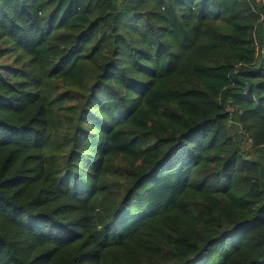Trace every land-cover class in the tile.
<instances>
[{
    "label": "trees",
    "instance_id": "obj_1",
    "mask_svg": "<svg viewBox=\"0 0 264 264\" xmlns=\"http://www.w3.org/2000/svg\"><path fill=\"white\" fill-rule=\"evenodd\" d=\"M0 264H264V0H0Z\"/></svg>",
    "mask_w": 264,
    "mask_h": 264
},
{
    "label": "rangeland",
    "instance_id": "obj_2",
    "mask_svg": "<svg viewBox=\"0 0 264 264\" xmlns=\"http://www.w3.org/2000/svg\"><path fill=\"white\" fill-rule=\"evenodd\" d=\"M230 128H231L230 129V135H232V136H235L239 131V127H238L237 123L232 122ZM249 146H250V141H244V143H243L244 149L247 150L249 148Z\"/></svg>",
    "mask_w": 264,
    "mask_h": 264
},
{
    "label": "water",
    "instance_id": "obj_3",
    "mask_svg": "<svg viewBox=\"0 0 264 264\" xmlns=\"http://www.w3.org/2000/svg\"><path fill=\"white\" fill-rule=\"evenodd\" d=\"M233 78H236L239 82L244 83L245 80L243 78L237 77L235 73L232 74ZM245 88H249L248 86H245Z\"/></svg>",
    "mask_w": 264,
    "mask_h": 264
}]
</instances>
